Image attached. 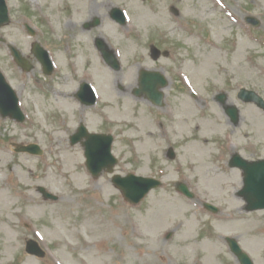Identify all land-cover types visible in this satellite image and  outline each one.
Segmentation results:
<instances>
[{"label": "rangeland", "instance_id": "374dc122", "mask_svg": "<svg viewBox=\"0 0 264 264\" xmlns=\"http://www.w3.org/2000/svg\"><path fill=\"white\" fill-rule=\"evenodd\" d=\"M7 1L12 23L0 36L28 55L31 41L22 28L28 18L55 70L45 77L33 60L20 98L26 122L0 119V264H240L227 238L264 264V238L258 242L232 226L239 219L264 233V211H245L238 196L242 171L229 167L235 154L264 160V110L237 96L244 88L264 99V0H60L52 11L50 0ZM116 8L127 14L124 27L109 16ZM95 17L99 27L83 28ZM248 17L261 27L248 25ZM97 38L116 54L120 71L104 63ZM0 64L13 78L17 70L1 43ZM138 66L170 78L165 110L130 95ZM83 82L98 91L92 108L76 99ZM222 92L240 110L237 126L215 99ZM81 123L115 137L114 175L155 177L163 187L133 206L112 174L94 179L84 148L70 144ZM13 143L36 144L44 154L15 153ZM208 145L209 153L195 150ZM178 182L187 183L195 199L178 193ZM39 187L59 200L45 201ZM205 202L220 212L209 213ZM30 241L44 257L27 252ZM103 246L107 253H100Z\"/></svg>", "mask_w": 264, "mask_h": 264}, {"label": "water", "instance_id": "95a60500", "mask_svg": "<svg viewBox=\"0 0 264 264\" xmlns=\"http://www.w3.org/2000/svg\"><path fill=\"white\" fill-rule=\"evenodd\" d=\"M112 18L117 22L124 23V16L120 10H114L112 12ZM7 8L5 2L0 0V27L8 23ZM251 20L250 22H252ZM258 25L259 23L255 20L253 21ZM100 24L99 19L94 21V26ZM98 48L104 54V57L108 62H111L113 67L118 69V64L113 55L107 52L102 41H98ZM35 54V53H34ZM36 54L42 60L45 73L50 75L53 72V64L50 60L49 54L44 51L40 45L36 47ZM20 59V56L16 54ZM29 70V69H28ZM157 80L156 74L144 73L142 76V92H148L150 96L154 97L151 93V83L152 80ZM163 86L166 85V82L161 78ZM141 92V91H140ZM78 99L82 104L87 106H93L96 104V94L94 93L91 86L87 83L82 84L79 93L77 94ZM151 97V98H152ZM241 97L246 101H255L261 106H264V102L261 99H258L255 94L242 91ZM0 111L4 117L11 116L12 119H16L19 122L25 120L24 115L22 114L19 108V99H16L14 92L7 85L5 79L0 74ZM229 114L236 122L238 120V112L236 109L229 110ZM83 139H86L83 142L85 147L86 158H87V167L94 177H99L104 170L112 172L113 167L117 164V160L112 156L111 148L114 141L112 136L107 135H95L90 134L88 130L82 125L78 132L71 137L72 145H76L82 142ZM17 152H25L34 155H42L43 152L37 145L29 146H18L16 149ZM231 166L239 167L245 172V188L241 192V195L245 198L248 203L247 210H259L264 209V162L248 163L244 161L240 156H235L231 162ZM113 183L119 188L126 200L132 204H139L144 197L154 188H158L161 184L153 179H145L129 175L127 177L115 176L113 178ZM179 189L187 194L188 196L192 195L189 193L188 188L184 185L179 186ZM40 193L46 199L57 200L58 198L51 193H48L44 188H40ZM207 208L216 211L211 206L206 205ZM232 249L236 254L240 256L243 264H252L250 260L242 254L240 248L234 240L230 241ZM29 253L42 256L43 253L35 244H30L28 248Z\"/></svg>", "mask_w": 264, "mask_h": 264}, {"label": "bare ground", "instance_id": "6f19581e", "mask_svg": "<svg viewBox=\"0 0 264 264\" xmlns=\"http://www.w3.org/2000/svg\"><path fill=\"white\" fill-rule=\"evenodd\" d=\"M50 1H51V3H52V6H51V8H50V11H52L53 8L57 6V3H58L60 0H50ZM77 11H78V10H77ZM141 20H142V24L147 25V24L149 23L148 18H147L146 15H144V14H142V16H141ZM119 86H120V83H119ZM133 88H135L134 84L131 85V86L129 87L130 90L133 89ZM125 91H126V90H125ZM108 96H109V97L111 96V92L108 94ZM62 98H63V99H66V98H68V97H67V95H63ZM66 102H67V101H66ZM67 104H68V106H70V107H69L70 110H72V107L74 106V104L70 103L69 101L67 102ZM193 149H194V146H193ZM213 149H214V148L211 147V146H209V145H208V146H200V147H196V148H195V150L200 151V154H202V153H203V154L209 153V152L213 151ZM212 185L216 187V186L219 185V183H218V181H215V180H214V181L212 182ZM230 185H233V186H236V187L239 186V184L236 183L234 180H231V181H230ZM238 220H239V219H235V220H234L235 222H234V224H232V226H237L238 228H244V229L247 230L248 234H249L253 239L257 240L258 242L262 241V239L264 238V233H263V232H260L258 228L253 227L251 224H246V225H245L244 223H242V222H240V221H238ZM104 232H106V231H104ZM12 248H13V245L10 243V244L8 245V249L11 250ZM107 251H108L107 247H106V246H103L102 249H101V252H100V253H107Z\"/></svg>", "mask_w": 264, "mask_h": 264}, {"label": "flooded vegetation", "instance_id": "af4514ba", "mask_svg": "<svg viewBox=\"0 0 264 264\" xmlns=\"http://www.w3.org/2000/svg\"><path fill=\"white\" fill-rule=\"evenodd\" d=\"M96 42H97V39H95V46H96ZM97 47V46H96ZM20 73H21V76H23L24 75V72H22V71H20ZM15 75H18L17 73L16 74H14V76ZM15 80H16V82H17V84H18V88L21 90V91H24L25 90V87H26V84L25 83H23V82H20V81H18V79L17 78H15ZM27 80V78L25 79V81ZM166 99V98H165ZM151 105V104H150ZM166 109V108H165Z\"/></svg>", "mask_w": 264, "mask_h": 264}]
</instances>
